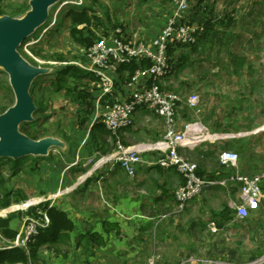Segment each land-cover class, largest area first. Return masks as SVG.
I'll use <instances>...</instances> for the list:
<instances>
[{
	"label": "crops",
	"instance_id": "0c3cea01",
	"mask_svg": "<svg viewBox=\"0 0 264 264\" xmlns=\"http://www.w3.org/2000/svg\"><path fill=\"white\" fill-rule=\"evenodd\" d=\"M112 1V9L108 14L99 5H86L104 21L103 25L94 29L97 38L102 35L112 41L117 36V27L111 28V25H115L109 23L110 19V22H120L118 26L122 29L123 39L131 43H143L147 47H153L154 40L177 10L173 0ZM212 8L220 19L228 14L233 17L235 26L229 29L233 33H238L240 21L250 24L251 19L256 17L264 20V0H192L183 12L184 17L180 22L201 25V19ZM189 18L193 19V22L190 20L192 23ZM84 26L83 24L78 27ZM76 44L85 56L87 48ZM172 46L174 51L169 54V60L175 62L184 59L179 56L181 48L176 46V43ZM121 65L118 64L111 73L116 79L115 99L126 100L139 85L130 83L127 78L129 73L122 70L119 67ZM88 80L92 79H85L83 83H88ZM180 88L174 90L182 91ZM95 89L93 99L90 100L93 103L92 112L86 124L72 127L68 136H62L71 147L69 154L55 149L48 157L40 158L34 163L39 171L36 190L45 197L60 191L59 196L47 202L63 211L73 222L74 228L62 230L68 234V238L54 245L44 244L34 251L33 255L28 256L27 263L15 264H150L152 260L155 264H176L191 256L216 260L218 250L222 248L219 245V231L230 228L231 232H237L236 229L245 221L236 218V209L231 204L237 197V186L232 183L207 185L206 187L222 185L226 189H205L191 199L185 210L180 212L175 191L184 184L185 178L177 168H166L157 164L158 152H144L143 162L136 166L134 176H130L116 162L96 167L97 159L114 151L115 138L111 136L103 145L97 142L98 130L93 125L101 123L100 116L106 112V107L98 105L100 88ZM188 96L186 99L182 97L177 109L180 131L192 120H189L190 114L194 113L192 110H197L194 113L196 115L200 111L199 104L195 108L188 105ZM180 109L183 110L180 111L182 115L179 113ZM165 132L164 119L155 110L141 105L134 113L132 125L122 129L119 136L124 144L136 145L155 142L161 139ZM263 132L264 130L260 133ZM230 135L232 136L229 138L217 141L219 148L241 152L240 145H248L250 142L249 139L235 136L234 133ZM217 142H210L205 146L215 150L218 156L217 145H212ZM199 144L201 145V142ZM193 148L195 147L190 149ZM242 161L239 162L241 172H245L244 169L247 168L251 170L247 172L251 173L255 171L254 167L264 165L254 156L248 162L244 159ZM74 162H77L76 165H73ZM30 163L29 166L23 167L27 174L34 168ZM223 173L228 177L232 171L224 168ZM84 174L87 175L86 179L78 183ZM26 188L22 186L24 194L28 190ZM28 197L30 194H27ZM226 206L232 215L228 220L221 217V212ZM200 239L203 240L201 246ZM25 251L29 253V250Z\"/></svg>",
	"mask_w": 264,
	"mask_h": 264
},
{
	"label": "rangeland",
	"instance_id": "374dc122",
	"mask_svg": "<svg viewBox=\"0 0 264 264\" xmlns=\"http://www.w3.org/2000/svg\"><path fill=\"white\" fill-rule=\"evenodd\" d=\"M28 2L29 0H0V7L5 14L19 17L29 9ZM63 2L64 0L52 7L47 23L27 40L37 41L36 44L30 46V50L35 56L51 61L49 67L57 69L56 74L67 65L65 62L85 60L84 52L78 48L69 35L71 25L69 11L73 6L86 7L87 4H92L101 6L108 14L112 9L113 1L82 0L79 4H64ZM190 20L193 22V19L189 18ZM109 23L115 25L114 27L111 25V28H119L120 22H110L109 19ZM237 30L238 33H227L229 35L221 40L216 39L214 42L208 40L203 42L199 36L195 45L176 43L181 48L179 56H183L184 59H178L175 62L169 60L170 68L161 87L176 90L181 84L182 91H177L183 99H186L191 92L198 93L200 111L196 115L194 113L197 110H192L194 113L190 114L189 120L192 119L190 122H199L212 133L216 131H221L216 133L225 135L234 133L235 136L249 139L248 145L245 143L240 145L241 152L235 150L241 162H243L242 159L248 162L254 156L263 164L264 132H260L264 130V20L256 17L251 19L250 24L240 21ZM102 37L99 35V39ZM20 51L34 63L32 58L27 56L25 47H22ZM168 53H172L170 49ZM55 73L49 75L51 78L39 77L33 85L32 95L40 111L35 114L37 121L25 124L31 136L37 135L39 129H42L48 135L58 134L66 137L72 127L83 126L82 122L85 117L88 119L91 115L90 100L93 99L95 88H100L96 74L95 80H88L89 84L76 83L75 80L69 79L68 84L71 90L67 95L66 90L56 91V88H53L57 85ZM14 100L15 96L9 84L8 75L0 72V113L4 108L11 106ZM202 143L203 145L210 144L209 141ZM212 145H217L218 151L222 149L219 148L218 142ZM31 157L21 161L22 167L29 166V162L33 164L31 166H34V171L30 172L31 175L23 170L22 173L18 172L12 176V166L15 162L9 159H3L0 162V180H3L0 188L4 193H10L11 207L21 205L32 197L43 196L36 190L39 171L35 169L34 157ZM254 170L251 172L253 174L249 173L251 170L247 168L244 169L245 172H242L254 175L264 171V165L254 167ZM23 185L29 190H26L25 194L22 189ZM27 194H30V197L27 198ZM231 204L234 205L232 201ZM0 206H2L1 200ZM2 209L4 208L0 207V210ZM15 214L18 217L20 211ZM236 230L238 231L231 232L229 228L219 231V245L222 246L220 249L235 250L236 258L231 259L226 254L220 255L219 249L216 260L219 259L220 264L262 263L264 260V209L253 212ZM201 241L203 240L200 239V246ZM215 256L216 254L214 258ZM201 258L209 259V257L202 256Z\"/></svg>",
	"mask_w": 264,
	"mask_h": 264
},
{
	"label": "built area",
	"instance_id": "2783aa9c",
	"mask_svg": "<svg viewBox=\"0 0 264 264\" xmlns=\"http://www.w3.org/2000/svg\"><path fill=\"white\" fill-rule=\"evenodd\" d=\"M82 0H64V4L81 3ZM177 10L164 27L163 31L153 42V47H147L143 43H131L121 37L122 29L117 28V36L109 41L106 37L96 40L85 51V60H75L70 63L80 66L93 72L99 78L100 93L97 97L98 105H105L106 112L100 116V121L115 136V149L113 152L97 159L95 166L98 167L108 162H116L130 176L136 173V166L143 162V153L156 151L158 156L156 163L163 167H176L185 178L183 185L175 191V198L178 203V210L184 211L189 201L199 195L203 188L211 184L237 186V197L233 204L236 209L238 220L248 219L253 212L264 209V171L247 175L240 171V157L236 151L222 148L219 151L221 165L232 171V174L220 180H207L198 174V164L188 160L180 153L181 147H195L200 142H217L222 138H229L232 135H225L210 132L199 122H188L182 131L178 130L177 109L182 101V95L175 90H167L161 87L165 79L169 65L168 49L170 44H194L200 36L203 26L180 22L183 19V12L189 7L192 0H173ZM120 35V36H119ZM37 41L25 42L24 46L27 56L39 66H49L52 62L37 57L30 50V46ZM137 60L140 64L143 60L150 62L149 65L142 64L131 76L130 83L139 85L126 100L115 99L116 79L111 71L118 64L130 63ZM187 103L195 108L200 103V95L196 92L188 96ZM144 105L155 110L163 119L166 125L164 136L151 143L136 145L124 144L119 132L132 125L134 113L137 107ZM74 162L73 165H76ZM90 173V172H88ZM86 173V174H88ZM79 178L83 182L87 175ZM61 194L60 191L52 193L50 197H32L21 205L9 206V209L0 210V217L8 218L12 213L20 211L16 236L9 238L0 230V250L11 248H23L28 250L29 243L42 228L50 224V218L42 207L49 199H54ZM50 206H52L50 204ZM199 264H220L218 260L203 259L194 256L177 264L188 263ZM264 264V260L262 261ZM259 263V264H262ZM31 264V263H28ZM154 264V261H151Z\"/></svg>",
	"mask_w": 264,
	"mask_h": 264
},
{
	"label": "trees",
	"instance_id": "16d2710c",
	"mask_svg": "<svg viewBox=\"0 0 264 264\" xmlns=\"http://www.w3.org/2000/svg\"><path fill=\"white\" fill-rule=\"evenodd\" d=\"M5 14V12L0 7V15ZM69 17L71 18V25L69 30L70 38L81 45L82 47L89 48L97 38V34L94 31L95 28H98L99 26L103 25L104 21L101 17L97 16L95 12L92 10V8L88 7H82V6H73V8L69 11ZM85 25L83 28H79V25ZM201 25L203 26V30L200 34V40L202 41H211L214 42L216 39H222L224 36L229 35L227 33H230V28L235 26L234 19L229 14L226 15L224 18L220 19L215 14L214 8L210 10V12L201 19ZM224 28V29H223ZM195 45V44H191ZM178 46V45H176ZM194 48V47H193ZM22 49V48H21ZM170 52L173 53L174 47L172 44L169 46ZM169 53V54H172ZM147 66L150 64L149 61L143 60L140 64H138L137 60H132L130 63H124L121 67L122 70H126L129 74L128 77L129 80H131V76L135 73V71L139 68L140 65ZM56 74V73H55ZM54 74V75H55ZM48 78H51L48 76ZM96 76L93 72L88 71L86 69H83L77 65L73 64H67L65 67H63L62 70L58 71L56 74V91L66 90V94H70L71 87L68 84L69 79H73L76 81V83H83L85 79H95ZM7 108H4L2 112H4ZM91 110H92V103H91ZM40 111V108L38 107L37 112ZM37 121V120H35ZM87 122V118L82 122V125L84 126ZM27 124V123H25ZM23 124L22 125V131L28 134V127ZM98 130V138L97 142L99 145H103L106 140L109 138L111 139V136L113 137V133L106 128L104 123H98L96 125H93V127ZM31 136L30 134H28ZM48 134L44 133V131L39 129V132L35 136H31L32 138H40L43 136H46ZM50 135V134H49ZM58 135V134H55ZM115 138V136L113 137ZM106 151V150H104ZM180 153L186 157L188 160H191L193 162H196L198 164V174L206 178L207 180H219L221 178H224L226 175L224 172V167L221 165L220 161L218 160V156L210 147H206L205 145L201 144L199 146H195V148H180ZM26 158L30 157H24L20 158L13 164L12 166V176H15L18 172H23V167L21 166V161H23ZM32 158V157H31ZM3 159H0V162ZM33 160L38 161L37 158H33ZM12 161V160H11ZM30 161V160H29ZM33 165V164H31ZM35 165V169L36 164ZM34 167V166H32ZM176 168V167H175ZM34 171V168L31 170ZM2 179L0 180V185L2 184ZM214 186L204 187L203 190L212 188ZM216 187V188H215ZM214 189H223L225 190L226 187L222 185H216ZM222 190V191H223ZM0 192L4 195L2 201L1 208H8L11 206V195L10 193H4L1 188ZM27 199L26 197H23ZM43 208L47 211L49 218H50V224L42 228L39 233L34 237V239L29 243L28 250L29 253H27L23 248H11V249H4L0 250V263H10L15 264L18 262L27 263L28 262V256L33 255V252L36 251L39 247H41L44 244L54 245L57 242H59L62 239L68 238L67 233H63L62 230H72L74 228L73 222L68 218V216L61 210L57 209L55 206H50L48 202L43 203ZM231 210L227 208H224L221 212V217L225 220L231 219L232 215H230ZM17 214H11L8 218L0 217V230L1 232L9 237L14 238L16 236V231L11 230L9 228L10 221L16 217ZM220 226L222 224L219 223ZM220 255H229L231 259L236 258L237 252L233 249H220ZM254 258V257H252Z\"/></svg>",
	"mask_w": 264,
	"mask_h": 264
},
{
	"label": "water",
	"instance_id": "95a60500",
	"mask_svg": "<svg viewBox=\"0 0 264 264\" xmlns=\"http://www.w3.org/2000/svg\"><path fill=\"white\" fill-rule=\"evenodd\" d=\"M60 1L29 0V9L22 16L0 15V72L8 75L15 96L14 103L0 113V159L45 158L54 149L66 155L70 152V145L60 135L36 139L21 129L23 124L36 120L38 106L32 95L35 81L39 77L52 75L57 69L35 65L20 50L47 23L52 7ZM3 197L0 192V200ZM18 221V217H14L9 228L15 231Z\"/></svg>",
	"mask_w": 264,
	"mask_h": 264
},
{
	"label": "bare ground",
	"instance_id": "6f19581e",
	"mask_svg": "<svg viewBox=\"0 0 264 264\" xmlns=\"http://www.w3.org/2000/svg\"><path fill=\"white\" fill-rule=\"evenodd\" d=\"M31 38V37H30ZM25 56V55H24ZM26 57V56H25ZM27 58V57H26ZM28 59V58H27ZM35 64V63H34ZM35 65H37V64H35ZM55 150V149H54ZM53 151V150H52ZM51 151V152H52ZM51 154V153H50ZM4 209H9V207L8 208H4ZM1 211H4L3 209L1 210Z\"/></svg>",
	"mask_w": 264,
	"mask_h": 264
}]
</instances>
